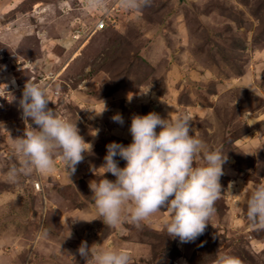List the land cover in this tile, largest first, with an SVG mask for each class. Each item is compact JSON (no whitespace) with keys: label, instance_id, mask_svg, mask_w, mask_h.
<instances>
[{"label":"rangeland","instance_id":"obj_1","mask_svg":"<svg viewBox=\"0 0 264 264\" xmlns=\"http://www.w3.org/2000/svg\"><path fill=\"white\" fill-rule=\"evenodd\" d=\"M104 5L0 0V264H85L77 251L82 241L123 248L131 264H211L218 250L242 264H264V228L246 218L250 190L264 183V0ZM102 17L109 25L97 31ZM28 79L46 87L48 106L76 122L93 148L75 173L57 156L51 172L21 174L12 183L8 173L19 166L14 139L25 129L18 100ZM103 102L102 116L89 118L83 108L99 110ZM149 111L190 116L193 133L227 154L215 212L194 242L167 236L165 209L139 228L94 219L91 169L99 175L106 145L130 143L131 116ZM116 113L123 125L112 120Z\"/></svg>","mask_w":264,"mask_h":264},{"label":"clouds","instance_id":"obj_2","mask_svg":"<svg viewBox=\"0 0 264 264\" xmlns=\"http://www.w3.org/2000/svg\"><path fill=\"white\" fill-rule=\"evenodd\" d=\"M87 3L93 8L105 7L104 0H87ZM151 3L152 0H119L126 10H142ZM131 99L132 96H128L129 102ZM50 101L45 86L31 79L25 81L18 100L25 129L14 139L19 166L10 169L9 182H17L21 174L51 172L57 156L68 172L75 173L85 153L92 152V144L85 142L76 122L62 118L56 109L48 106ZM83 109L92 114L89 118H95L102 116L107 106L103 102L99 110ZM112 120L124 123L120 113L114 114ZM191 121L186 114L172 119L161 117L155 111L131 116L128 129L131 142L127 145L116 141L108 143L104 162L98 168L103 171L98 175L97 168L91 169L95 179L90 180L88 186L97 211L94 219H101L109 228L125 221L139 228L165 209L169 218L164 221V230L168 237L189 243L205 232L222 192L220 179L228 157L223 149L209 148L197 137ZM249 121V124L256 122ZM117 157L125 161L123 167ZM106 173H111L115 179H108ZM246 218L264 228V183L255 184L250 190ZM77 251L85 264H131L130 254L113 245L93 243L89 246L82 241ZM211 264L242 262L236 255L218 250Z\"/></svg>","mask_w":264,"mask_h":264},{"label":"built area","instance_id":"obj_3","mask_svg":"<svg viewBox=\"0 0 264 264\" xmlns=\"http://www.w3.org/2000/svg\"><path fill=\"white\" fill-rule=\"evenodd\" d=\"M108 25H109V22H108L107 17H102L95 24V29L102 30V29H105ZM35 187L37 189H39V190L42 189L41 182L40 181H37L35 183Z\"/></svg>","mask_w":264,"mask_h":264},{"label":"water","instance_id":"obj_4","mask_svg":"<svg viewBox=\"0 0 264 264\" xmlns=\"http://www.w3.org/2000/svg\"><path fill=\"white\" fill-rule=\"evenodd\" d=\"M181 1H183V0H181Z\"/></svg>","mask_w":264,"mask_h":264}]
</instances>
